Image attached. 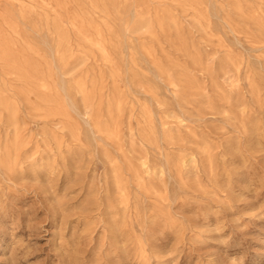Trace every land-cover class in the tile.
Returning <instances> with one entry per match:
<instances>
[{
    "label": "rangeland",
    "instance_id": "rangeland-1",
    "mask_svg": "<svg viewBox=\"0 0 264 264\" xmlns=\"http://www.w3.org/2000/svg\"><path fill=\"white\" fill-rule=\"evenodd\" d=\"M263 43L264 0H0V264H264Z\"/></svg>",
    "mask_w": 264,
    "mask_h": 264
},
{
    "label": "bare ground",
    "instance_id": "bare-ground-1",
    "mask_svg": "<svg viewBox=\"0 0 264 264\" xmlns=\"http://www.w3.org/2000/svg\"><path fill=\"white\" fill-rule=\"evenodd\" d=\"M238 4V3H237ZM229 26V25H228ZM246 36V35H245ZM88 44V43H87ZM264 44V43H263ZM146 52V51H145ZM11 63V62H10ZM12 64V63H11ZM14 65V64H13ZM3 66V65H2ZM23 70V69H22ZM24 75V73H23ZM27 80V79H26ZM101 80V79H100ZM93 82V81H92ZM24 83V82H23ZM90 83V82H89ZM56 89V88H55ZM21 90V89H20ZM81 92V91H80ZM28 93V92H27ZM31 94V93H30ZM114 94V93H113ZM119 95V94H118ZM54 101V100H53ZM39 112V111H38ZM96 129V128H95ZM17 139V138H16ZM59 146V145H58ZM17 148V147H16ZM7 151V150H6ZM120 176V175H119Z\"/></svg>",
    "mask_w": 264,
    "mask_h": 264
}]
</instances>
